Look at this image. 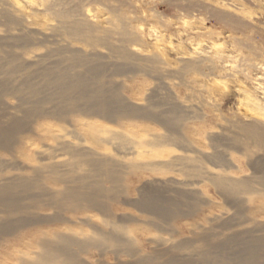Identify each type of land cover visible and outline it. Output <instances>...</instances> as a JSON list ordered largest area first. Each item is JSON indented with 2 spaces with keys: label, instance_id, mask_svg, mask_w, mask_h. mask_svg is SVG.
<instances>
[{
  "label": "rangeland",
  "instance_id": "obj_1",
  "mask_svg": "<svg viewBox=\"0 0 264 264\" xmlns=\"http://www.w3.org/2000/svg\"><path fill=\"white\" fill-rule=\"evenodd\" d=\"M48 7L71 10L75 18L93 24L96 40L60 33ZM72 58L83 61L70 68ZM94 67L96 87L99 82L106 90L100 98L113 99L114 109L128 105L138 112L108 119L69 111L71 99L54 79L65 70L71 79L86 76ZM33 110L42 114L25 116ZM143 110L156 117L142 116ZM53 111L68 113L59 118ZM16 120L25 128L14 135L10 149L0 148V183L16 177L35 183L20 194L21 203L32 204L30 195L36 194L45 205L7 214L0 204V226L29 215L45 221L0 232V264L35 262L43 253L41 242L58 241V233L98 239L95 227L109 229L110 219L121 223L123 217L131 219L124 224L131 254L124 252L126 245L115 250L108 242L104 251L89 248L81 254L83 263L129 264L167 249L195 264H240L239 257L241 264H264V213L258 211L264 207V186L258 182L264 175V143L256 144L244 130L264 126V0H0V126L8 128ZM63 142L87 154L73 156ZM53 162L68 178H87L83 185L69 186L78 185L84 193L102 187L112 216L91 208L58 212L49 206L51 195L65 186L44 168ZM108 167L116 180L98 182V171ZM34 169L42 170L35 175ZM212 176L247 180L256 192H234ZM144 192L159 209L167 208L166 216L134 205ZM176 205L188 213L176 216ZM56 214L70 220L50 221ZM58 260L48 264H62Z\"/></svg>",
  "mask_w": 264,
  "mask_h": 264
},
{
  "label": "bare ground",
  "instance_id": "obj_2",
  "mask_svg": "<svg viewBox=\"0 0 264 264\" xmlns=\"http://www.w3.org/2000/svg\"><path fill=\"white\" fill-rule=\"evenodd\" d=\"M56 5V4H55ZM51 7H48V9ZM54 8V7H52ZM50 11V9H49ZM55 11V12H54ZM55 19L58 21V27H59V31L60 33L63 32L62 34H66L68 36H73L75 38H82V39H86V40H96V38L93 36V24H88L78 18H75L73 11L71 10H57V9H52ZM55 20V21H56ZM86 20V19H85ZM90 22V21H89ZM92 23V22H90ZM97 27V26H96ZM95 33V32H94ZM123 35L125 36L126 39L130 38V34L128 31L124 30ZM122 43V42H121ZM123 44V43H122ZM124 47V46H123ZM121 48H119L120 50ZM118 50V49H117ZM122 50V49H121ZM124 57H128L129 53L126 51H122ZM120 55V54H119ZM74 56V55H73ZM122 56V55H121ZM76 57V56H75ZM132 57V56H130ZM131 59V58H130ZM72 61V62H71ZM70 62V68H72L73 66H77L79 65L83 60L81 58H72ZM86 62V61H85ZM82 66V65H81ZM122 66V65H121ZM79 67V66H78ZM97 67V66H96ZM99 67V66H98ZM121 68V67H120ZM117 68L118 72L122 70V68ZM69 69V68H68ZM96 68L94 67V70H88L87 74L89 73V71H91V74L89 76H87V74L84 75H78L77 77L71 79L69 78L68 74L66 73V70L62 72V75L58 78V79H54L55 83L59 86L60 90L63 93H67L68 96H66L65 98L67 99H71V104L69 106V111H81L80 113L84 112L85 114H94V115H98V116H102L108 119H114L115 116L119 115L120 117L123 115L124 117L126 116H130L133 115L134 112H138V108H131L128 107V105H123L119 108V110L114 109L112 106V103H114V101H112L113 99L111 98H100V95H102V93L106 92V90H100L99 88V82H97V87H96V81L98 80L97 77V71L95 70ZM70 70V69H69ZM72 73V72H71ZM85 73V72H84ZM72 75V74H71ZM73 77V76H72ZM104 79V78H103ZM101 82V81H100ZM101 84H103L101 82ZM104 85V84H103ZM107 88H109L107 85H104ZM30 87V86H29ZM82 87V88H79ZM36 88V86L34 87ZM102 88V87H101ZM28 89V88H27ZM26 89V90H27ZM20 91V89H19ZM35 95L37 96V89H33ZM103 91V92H102ZM118 91V90H117ZM114 92V91H113ZM115 93V92H114ZM33 93H31L32 96ZM112 94V93H111ZM64 95V94H63ZM113 95V94H112ZM120 95V94H115ZM46 99V98H45ZM52 100V99H51ZM82 100H84L83 104H79V102H81ZM117 100V99H116ZM120 102V101H119ZM116 105V104H115ZM121 105V104H120ZM50 108V107H49ZM57 108V107H56ZM58 109V108H57ZM55 110V109H54ZM148 110V109H147ZM141 111V110H140ZM144 112V110H143ZM140 112L142 114V116H154L149 112ZM39 112H37V110H33V111H29L25 114V116H31V115H37ZM67 111H53L50 114L58 116L59 118H64V116L67 114ZM83 113V114H84ZM39 114H42L41 112ZM162 114V113H161ZM166 114V113H165ZM171 114V113H170ZM163 115V114H162ZM169 115V114H168ZM166 115V116H168ZM41 116V115H40ZM159 116V115H158ZM156 117V116H154ZM160 118V117H159ZM38 119V118H37ZM118 119V118H117ZM116 119V120H117ZM162 119V118H160ZM157 120V119H156ZM164 120H166L164 118ZM179 120V119H178ZM182 120V119H180ZM66 121V120H65ZM170 121V120H169ZM176 121V120H175ZM85 122V121H84ZM166 122H168V120H166ZM91 124V123H90ZM252 124V123H251ZM2 125V124H1ZM167 125V124H166ZM171 125V124H169ZM25 128V123L22 120H16L15 123L13 125H11L10 127H1L0 126V148H6V149H10L11 145H12V140L14 135L20 133L23 129ZM246 134L248 135V137L251 138V140H255L254 142L257 143H264V126H258L256 124L253 125H249L248 127H246ZM77 133V132H76ZM63 137V136H62ZM127 137V136H126ZM169 137V134H168ZM249 138V139H250ZM253 138V139H252ZM96 140H99V138H95ZM101 139V138H100ZM153 139V138H152ZM166 139V137H165ZM109 140V139H108ZM169 140V138L167 139ZM178 140V139H177ZM107 141V140H106ZM164 141V140H161ZM172 141V140H171ZM16 142V141H15ZM160 143H164V142H160ZM159 143V144H160ZM133 144V143H132ZM136 144V143H135ZM157 144V143H156ZM170 144V143H169ZM63 148H65L67 151L71 150V153L73 156H83L85 154H87V152L82 151V149H80L79 147H73L71 148L72 145H70L69 143L63 142V144H61ZM119 148V147H118ZM123 148V147H122ZM121 148V149H122ZM132 148V147H131ZM48 149V148H47ZM129 149V148H128ZM70 152V151H69ZM120 152V151H119ZM125 152V151H124ZM41 155V154H40ZM71 156V155H70ZM219 157V156H217ZM75 158V157H74ZM177 159V158H176ZM181 159V158H180ZM183 159V158H182ZM219 159V158H218ZM199 160V159H198ZM181 161V160H180ZM217 161V160H216ZM71 162V161H70ZM82 162V161H81ZM87 162V161H86ZM91 164L96 165L95 162L93 160H90ZM100 162V161H99ZM104 161H102L99 165L100 168L105 165V163H103ZM190 162V161H189ZM215 162V160H214ZM122 163V162H121ZM120 163V164H121ZM12 164V163H11ZM90 164V163H89ZM123 164V163H122ZM1 165V164H0ZM79 165V164H78ZM110 165V164H109ZM117 165V164H116ZM62 165L59 162H53V163H49L47 165L44 166V168L47 169V171L50 173V176L52 177L53 181L57 182V183H65L64 189L59 192L56 195H51L50 198H52L51 200H53V202L48 203L49 206H52L53 208L57 209L58 212H69V211H82V210H86L87 208H91V209H95L98 210L99 212L111 217V213L108 209V205L107 203H105V200H103V197L105 195H103V188L102 187H98L95 188L96 192H92V193H84L82 192L79 187L77 186H69L67 183H75V184H79V185H83L82 183H86L87 178H68L66 177V171L61 170ZM68 170L70 171V169L74 170V167L69 168L68 164L66 165ZM83 166V164H82ZM86 166V165H84ZM83 166V167H84ZM80 168V167H78ZM93 168V167H92ZM97 168V167H96ZM106 168V167H105ZM104 168V169H105ZM110 167H108V169H106V171H103V169H100L99 172V177L100 179L98 180V182H103L104 180H108V181H115L116 180V176L114 175V170L111 167V169H109ZM11 169V168H10ZM82 169V167L80 168V170ZM18 170V169H17ZM42 170V169H41ZM40 169H34V173L35 175H39L40 174ZM44 170V169H43ZM71 170V171H72ZM89 170V169H88ZM95 170V169H93ZM92 170V171H93ZM90 171V170H89ZM92 171L90 173H92ZM94 172V171H93ZM5 172H3L4 174ZM93 174V173H92ZM47 175V174H45ZM74 175V174H73ZM94 175V174H93ZM91 176V174H90ZM123 176V175H122ZM49 177V176H48ZM213 177V176H212ZM37 178V177H36ZM47 178V176H46ZM50 178V177H49ZM3 179V178H2ZM1 179V180H2ZM7 178L4 179V181ZM251 179V178H250ZM253 179V178H252ZM258 179V178H257ZM0 180V182H1ZM11 180V178H10ZM46 180V179H45ZM213 180L218 184V186H223L224 187H230V190H233L234 192H239L242 191L245 193L246 192H256V189L253 187V185H251L247 180H242V181H235V180H231V179H222L218 176H214ZM92 181V180H91ZM51 182V181H50ZM121 182V181H120ZM259 183H261L264 186V175L261 176L258 180ZM169 183V182H168ZM39 184V183H38ZM253 184V183H252ZM259 185V184H258ZM35 187H37V185L35 183H31L28 181H25L24 178H20V180H18V178H13L11 181L8 182H4V184L0 183V204H2L3 206H5V212L7 214H11V213H31V211L33 209H40L41 206H44L45 204H43L42 199L39 197L41 195H30V197L32 196L33 198V203L31 204H27V205H23L21 203L23 197H21V193L26 192V190H30V189H34ZM261 187V186H260ZM219 188V187H218ZM229 189V188H227ZM263 189V188H262ZM225 190V189H224ZM259 190V189H258ZM257 190V192H258ZM261 190V189H260ZM60 191V190H59ZM232 191V192H233ZM263 191V190H262ZM46 193V192H45ZM53 193V192H52ZM21 194V195H20ZM47 195H50V193H46ZM181 194V193H180ZM179 194V195H180ZM44 195V193L42 194ZM142 195V199L140 201H138L136 204L139 208L138 209H142L143 211L149 212L150 214H155L156 216H166L167 215V208H162L159 209L157 207L158 203L156 202L157 200L154 199V197H148V195L146 196V193H141ZM242 195V194H241ZM146 196V197H145ZM29 197V198H30ZM55 197V200L53 199ZM108 197V196H107ZM181 197V196H180ZM112 201L116 200V197H109ZM184 199V198H183ZM188 199V198H187ZM181 200V198H180ZM178 201V200H177ZM182 202V201H181ZM172 203V202H171ZM170 203V204H171ZM178 203V202H177ZM25 204V203H24ZM47 204V203H46ZM246 204V203H245ZM136 206V207H137ZM160 206V205H158ZM172 206V205H171ZM173 206H175L174 202H173ZM263 206V204H262ZM261 207V205H260ZM259 210L260 212L264 213V207L260 208ZM44 208V207H43ZM165 209L167 210V212H165ZM174 211V210H173ZM194 211V210H193ZM164 212V213H163ZM175 215H184L187 214L188 212H185L184 210H182L179 205L175 207V211H174ZM242 213V212H241ZM240 214V213H239ZM25 216V215H24ZM31 217V215H29ZM20 217L16 220V222L12 221V223H6L4 227L0 226V232H7L8 230H10L12 228V230L17 229V228H21L23 226H27V225H31L34 224L35 221H41L43 220V222L45 221L43 218L42 219H37L35 216L30 218V217ZM249 216V215H248ZM242 217V216H241ZM51 218V216H50ZM47 219V218H46ZM108 219V218H106ZM70 219L63 215V214H56L54 217H52L50 219V221H62V222H67ZM111 220V227L109 229H101L99 227H95L96 232H95V236H99V238L97 239H88V240H80L79 238L73 236L72 234H63V233H58L56 234L58 241H54V240H44L43 242H41L40 246H41V250H43V253L41 252L40 254H37L38 256L36 257L37 259H35V262H22V264H48L50 262L55 260H58V258H62V264H86L83 263V260H80V256L83 253H86L88 251L89 248H99V250H101V248L103 249L105 247V245L110 242V243H114V249L116 250V247L119 245H126L127 248L125 249L124 246V252L125 253H129L131 254V250L130 247H128L127 244H129V237L127 236L128 233L126 231V227L127 224L125 222H129L131 219L129 218H121V223H119V221H112ZM123 221V222H122ZM7 222V221H6ZM4 224V223H3ZM149 225L153 224V222L148 223ZM109 226V225H108ZM153 226H155L153 224ZM223 226V225H222ZM69 227V226H68ZM148 227H152V226H148ZM70 231H71V227ZM155 228V227H154ZM161 228V227H160ZM129 230V229H127ZM74 232V231H73ZM76 232V231H75ZM14 233V232H13ZM84 233V232H83ZM9 234V233H8ZM77 234V233H76ZM74 234V235H76ZM92 237V235H90ZM207 238V237H206ZM86 239V238H85ZM231 239V238H230ZM263 239V238H262ZM136 240V239H135ZM262 242V241H261ZM264 242V241H263ZM260 243V242H259ZM163 244V243H162ZM189 244V243H188ZM222 244V243H221ZM220 244V246H221ZM255 244V243H253ZM131 245V244H130ZM185 244L183 243V245L179 246L180 248H182ZM262 245V244H261ZM210 246V245H209ZM253 246V245H252ZM75 249L73 250L72 249ZM161 247V246H160ZM118 248V247H117ZM174 248V247H173ZM184 248V247H183ZM251 248V247H250ZM255 247L253 246V249ZM159 249V248H158ZM178 249V247L176 248ZM245 249V248H244ZM259 249V248H258ZM118 250V249H117ZM136 250V249H135ZM160 250H162V248H160ZM171 250V249H170ZM199 250V249H198ZM248 250V249H247ZM256 250V248H255ZM253 250V251H255ZM104 251V250H101ZM114 251V250H113ZM167 251V249H166ZM165 250L163 251H158L157 253H153L155 256L153 258H151L150 256L147 257L148 259H136L137 256H134L133 259H136L137 261L133 262V263H129V264H195V260L193 261L192 259L189 258V260H185L183 257L182 258H178L175 254L177 253H173L174 255H170L169 253L167 254ZM241 251V250H240ZM245 250H243L244 252ZM112 252V251H111ZM121 252H123L121 250ZM248 252V251H247ZM116 255L119 256V252L115 251ZM204 253V252H203ZM207 253V251H206ZM203 254L204 256L206 255ZM241 253V252H240ZM260 253V252H259ZM101 254V253H100ZM129 254V255H130ZM139 254V253H138ZM210 254V252H209ZM238 254V253H237ZM246 254V253H245ZM249 254V252H248ZM254 254L256 256L257 253L254 252ZM264 254V253H263ZM262 254V255H263ZM168 257H165L167 256ZM250 255V254H249ZM248 255V256H249ZM215 256V255H214ZM227 256V255H226ZM136 257V258H135ZM142 257V256H141ZM165 257V259H161V261H155L157 258H162ZM251 257V255H250ZM249 257V258H250ZM192 258V257H191ZM204 258V257H203ZM210 257H208L207 259H209ZM213 258V257H212ZM211 258V259H212ZM246 258V257H245ZM244 258V259H245ZM257 258V257H256ZM264 258V257H263ZM194 259V258H193ZM202 259V258H201ZM216 259V258H215ZM218 259V258H217ZM234 259H237V256L235 258H232L231 261H233ZM240 259V260H239ZM238 262L236 263H240L239 261H241V257H239ZM260 259V257H259ZM158 260V259H157ZM256 259H254L255 261ZM34 261V260H33ZM59 261V260H58ZM203 261V260H202ZM205 261V260H204ZM210 261V259H209ZM253 261V262H254ZM258 261V260H256ZM255 261V262H256ZM60 262V261H59ZM197 262V261H196ZM211 262V261H210ZM219 262V261H218ZM244 262V260L242 261V263ZM215 263V260H214ZM213 263V264H214ZM260 263V262H259ZM258 263V264H259ZM61 264V263H60ZM120 264V263H119ZM199 264V263H198ZM202 264V263H201ZM206 264V263H205ZM218 264V263H216ZM220 264V262H219ZM221 264H225L224 262H221Z\"/></svg>",
  "mask_w": 264,
  "mask_h": 264
}]
</instances>
